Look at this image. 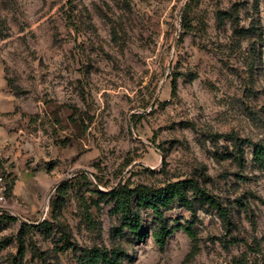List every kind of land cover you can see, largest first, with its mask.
I'll return each mask as SVG.
<instances>
[{
    "label": "rangeland",
    "instance_id": "1",
    "mask_svg": "<svg viewBox=\"0 0 264 264\" xmlns=\"http://www.w3.org/2000/svg\"><path fill=\"white\" fill-rule=\"evenodd\" d=\"M0 77L32 125L43 108L53 119L43 129L58 135L57 124L71 136L57 143L74 142L70 171L61 165L39 210L9 195L0 264H13L21 240L20 264H78L63 231L82 249L122 248L123 264H264V169L250 145H264V0H0ZM191 179L232 219L208 207L166 212L195 231L193 258L183 229L161 250L151 235L117 238L113 204L95 205L97 190ZM143 216L150 230L153 215Z\"/></svg>",
    "mask_w": 264,
    "mask_h": 264
},
{
    "label": "trees",
    "instance_id": "2",
    "mask_svg": "<svg viewBox=\"0 0 264 264\" xmlns=\"http://www.w3.org/2000/svg\"><path fill=\"white\" fill-rule=\"evenodd\" d=\"M232 17V16H231ZM237 34L238 30L235 31ZM240 32V35H242ZM174 85V90H175ZM236 148L240 155V165L243 166V141L235 139ZM254 147L253 164L264 169V145L250 143ZM10 193L13 189V182L9 181ZM68 184L63 183L58 187V200L54 203L55 211L61 208L63 200L67 194ZM97 201L95 205L99 207L100 203L107 202L113 204L111 214L119 217L120 226L116 228V237L131 235L135 239L145 240L149 235L152 236L155 244L164 250L168 244L174 230L183 229L192 240L194 252L188 255L193 258L195 250L198 249V238L192 227L187 225H171V220L167 219L165 214L176 206L185 208L194 216L200 207H208L215 211L225 225L231 227L232 219L229 209L223 202L216 197L205 186L201 185L197 179L186 181L171 182L161 188H152L145 185H139L134 188L128 185H118L108 192L96 191ZM149 210L153 215L152 228L146 229L144 226L143 210ZM12 220H15L12 218ZM32 228L30 225H24L23 229ZM64 249L72 250L73 253L80 254L77 257L78 264H123L128 259L126 252L120 248L108 249L103 246H95L90 249H82L77 244L72 243L68 233L63 231ZM4 248L0 243V250ZM26 246L24 241H20L18 258L13 264H20L26 256Z\"/></svg>",
    "mask_w": 264,
    "mask_h": 264
},
{
    "label": "crops",
    "instance_id": "3",
    "mask_svg": "<svg viewBox=\"0 0 264 264\" xmlns=\"http://www.w3.org/2000/svg\"><path fill=\"white\" fill-rule=\"evenodd\" d=\"M22 107L8 81L0 77V174L14 183L10 196L15 205L22 203L35 211L42 207L40 197L66 175L61 165L70 171L74 142L63 148L57 141L71 137L68 131L54 124L58 127L55 135L51 125L46 129L40 126V118L32 125L22 114ZM37 131L42 135L39 142L30 136Z\"/></svg>",
    "mask_w": 264,
    "mask_h": 264
},
{
    "label": "built area",
    "instance_id": "4",
    "mask_svg": "<svg viewBox=\"0 0 264 264\" xmlns=\"http://www.w3.org/2000/svg\"><path fill=\"white\" fill-rule=\"evenodd\" d=\"M40 126L42 124L43 117H49L47 112L42 108L40 112ZM51 119V118H50ZM52 120V119H51ZM54 128H58L56 125H54ZM26 133L24 131L21 132V135L24 136ZM30 136H33L35 141H41V134L40 131H37L36 134H30ZM10 195V186L7 177L4 174H0V213L7 211V205H8V198Z\"/></svg>",
    "mask_w": 264,
    "mask_h": 264
},
{
    "label": "water",
    "instance_id": "5",
    "mask_svg": "<svg viewBox=\"0 0 264 264\" xmlns=\"http://www.w3.org/2000/svg\"><path fill=\"white\" fill-rule=\"evenodd\" d=\"M62 182H63V181H62ZM62 182H61V183H62ZM61 183H60V184H58V186H60V185H61ZM58 186H57V187H58Z\"/></svg>",
    "mask_w": 264,
    "mask_h": 264
}]
</instances>
